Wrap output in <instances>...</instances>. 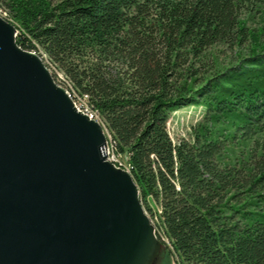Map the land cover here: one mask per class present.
<instances>
[{
  "label": "trees",
  "instance_id": "16d2710c",
  "mask_svg": "<svg viewBox=\"0 0 264 264\" xmlns=\"http://www.w3.org/2000/svg\"><path fill=\"white\" fill-rule=\"evenodd\" d=\"M0 8L17 45L45 56L95 112L176 264H264V0ZM220 45L234 59L210 66ZM190 105L201 119L173 142L168 118Z\"/></svg>",
  "mask_w": 264,
  "mask_h": 264
},
{
  "label": "water",
  "instance_id": "95a60500",
  "mask_svg": "<svg viewBox=\"0 0 264 264\" xmlns=\"http://www.w3.org/2000/svg\"><path fill=\"white\" fill-rule=\"evenodd\" d=\"M0 16V264H152L159 241L130 173Z\"/></svg>",
  "mask_w": 264,
  "mask_h": 264
},
{
  "label": "rangeland",
  "instance_id": "374dc122",
  "mask_svg": "<svg viewBox=\"0 0 264 264\" xmlns=\"http://www.w3.org/2000/svg\"><path fill=\"white\" fill-rule=\"evenodd\" d=\"M0 16L5 17L6 13L4 10L0 8ZM237 49V46H234V51ZM210 55H208L207 59L205 60L206 63H209L210 66L214 63H218V67L222 65H228L234 58V52L230 49H228L226 46H218L214 48H210L209 50ZM39 56V55H38ZM44 59H42L43 62L47 63V58L44 56ZM45 60V61H44ZM49 62V61H48ZM49 72L51 73L52 77L54 78V81L56 84H65L67 87V83L63 80L62 76L60 75V72L56 70L52 64H49ZM63 82V83H62ZM82 102L85 103L84 98H81ZM87 106V105H86ZM89 107V106H87ZM203 112V108L201 106H185L181 107L175 111H173L166 123V127L168 130V133L172 139L173 142H177L180 139L184 140H190L192 137V128L193 126L201 119ZM95 116H97L95 114ZM98 118V117H97ZM104 130V129H103ZM105 131V130H104ZM106 134V132H105ZM107 136V134H106ZM107 144H110L108 141L107 136ZM111 149V147L109 146ZM118 158V157H117ZM119 162H123V158H118ZM144 208V207H143ZM145 210V209H144ZM150 218V213L145 211ZM151 220V219H150ZM156 220L152 217V225L153 228L155 226ZM155 229V228H154ZM159 231L156 234V237L159 241V246L156 250L154 259L152 264H176L174 260L173 254L169 250V242L168 239L162 234L161 229H158ZM160 234V236H159Z\"/></svg>",
  "mask_w": 264,
  "mask_h": 264
},
{
  "label": "built area",
  "instance_id": "2783aa9c",
  "mask_svg": "<svg viewBox=\"0 0 264 264\" xmlns=\"http://www.w3.org/2000/svg\"><path fill=\"white\" fill-rule=\"evenodd\" d=\"M74 106L76 108V104H74ZM77 110H79L81 113H86L88 117L95 120V112H93L90 107H87V109H77ZM105 153L108 161L113 163L115 166L124 169V165H122L121 162L118 161L117 156L113 153L112 149H108V146L106 147Z\"/></svg>",
  "mask_w": 264,
  "mask_h": 264
},
{
  "label": "bare ground",
  "instance_id": "6f19581e",
  "mask_svg": "<svg viewBox=\"0 0 264 264\" xmlns=\"http://www.w3.org/2000/svg\"><path fill=\"white\" fill-rule=\"evenodd\" d=\"M41 60H42V59H41ZM42 62H43V61H42ZM43 63H44V62H43ZM44 65H45V63H44ZM47 69H48V68H47ZM48 70H49V69H48ZM57 85H59V84H57ZM59 86H61V87L66 91V93L68 94V96H69V97L71 98V100L73 101V104H76V109H87L86 104L82 102L81 98L78 97V96L74 93V91L71 90L70 87H67L65 84H60ZM83 114L86 115V113H83ZM95 121H98L97 116H95ZM107 146H108V149H110L109 146L111 147V144H107ZM111 149H112V147H111ZM124 169L128 171L126 165H124Z\"/></svg>",
  "mask_w": 264,
  "mask_h": 264
}]
</instances>
